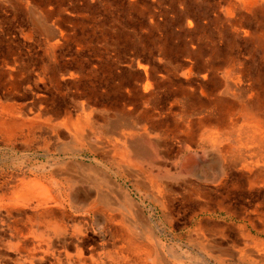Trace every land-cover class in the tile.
<instances>
[{
    "label": "rangeland",
    "instance_id": "1",
    "mask_svg": "<svg viewBox=\"0 0 264 264\" xmlns=\"http://www.w3.org/2000/svg\"><path fill=\"white\" fill-rule=\"evenodd\" d=\"M0 113V264H264V0H0Z\"/></svg>",
    "mask_w": 264,
    "mask_h": 264
},
{
    "label": "bare ground",
    "instance_id": "2",
    "mask_svg": "<svg viewBox=\"0 0 264 264\" xmlns=\"http://www.w3.org/2000/svg\"><path fill=\"white\" fill-rule=\"evenodd\" d=\"M1 114V113H0ZM1 118V117H0ZM13 123V122H11ZM9 124L7 121H5L4 119L3 120H0V126H3L4 128H8V126H5ZM13 126V125H12ZM258 131V129L255 127L254 129V133H256ZM255 163V162H254ZM249 164H252L251 162L248 161H244L242 166L243 167H248ZM257 165L260 167V166H263L264 167V159L263 160H258L257 161ZM261 176H264V173L263 174H260ZM36 184V183H34ZM43 190V189H42ZM115 192V191H114ZM102 193V192H101ZM13 194V193H12ZM87 194V193H86ZM85 194V195H86ZM81 196V195H80ZM87 198V197H86ZM89 199V198H88ZM112 199V198H111ZM83 200V199H81ZM84 200H86L84 198ZM96 202V201H95ZM98 202V201H97ZM112 202V201H111ZM116 202V201H115ZM117 203V202H116ZM115 205V204H114ZM103 212V211H102ZM45 217V216H44ZM92 218V217H91ZM142 218V216H141ZM139 219V218H138ZM141 220V219H140ZM145 222V221H144ZM61 227V226H60ZM118 231V230H117ZM130 236V235H129ZM127 236V237H129ZM132 237V236H130ZM135 237V236H134ZM56 239V238H55ZM128 240V243L126 245H122V246H118V248L120 250L117 249V251L120 253V254H123L122 257L124 258V261H127L128 264H146V261H145V256L143 257L142 254H143V248H142V245L140 243H137L136 240L132 241L131 239H127ZM115 242V241H114ZM8 244V243H7ZM33 246V245H32ZM115 247V246H114ZM113 247V248H114ZM147 248V247H146ZM144 248V250L146 249ZM116 252V251H115ZM114 252V254H115ZM144 255V254H143ZM116 256V254L114 255ZM118 258V257H116ZM114 258V259H116ZM120 258V256H119ZM122 260V259H121ZM120 260V261H121ZM117 261V259H116ZM120 261H118L117 263H119ZM115 263V264H117ZM122 263V261H121ZM157 264V263H156Z\"/></svg>",
    "mask_w": 264,
    "mask_h": 264
},
{
    "label": "crops",
    "instance_id": "3",
    "mask_svg": "<svg viewBox=\"0 0 264 264\" xmlns=\"http://www.w3.org/2000/svg\"><path fill=\"white\" fill-rule=\"evenodd\" d=\"M257 128V127H256ZM258 129V131H257V139H261L262 138V133H263V130H261V129H259V128H257ZM263 160V159H262ZM261 167H263V166H261ZM244 169H246L245 167H243ZM247 170V169H246ZM258 171H260L259 172V174H263L264 173V169H262V168H260V167H258Z\"/></svg>",
    "mask_w": 264,
    "mask_h": 264
}]
</instances>
